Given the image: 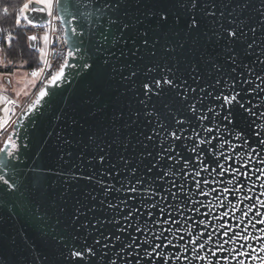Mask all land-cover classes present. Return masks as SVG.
Returning a JSON list of instances; mask_svg holds the SVG:
<instances>
[{
  "label": "water",
  "instance_id": "water-1",
  "mask_svg": "<svg viewBox=\"0 0 264 264\" xmlns=\"http://www.w3.org/2000/svg\"><path fill=\"white\" fill-rule=\"evenodd\" d=\"M64 2L69 5L67 19L72 20L69 25L60 23L68 51L73 50V42L78 36L66 29L76 27L77 33L83 31L84 44L76 58L67 57L65 77L55 85H48L46 90L50 94L29 110L37 100L40 88L33 93L0 146L3 148L8 136L12 137L17 145L15 155L20 157L12 163L17 165L16 172L22 173L18 177L19 192L8 191L0 182V264H110L112 260L116 264H146L142 258L143 249L147 247L151 251L156 243L162 245L157 251L165 259L154 258L151 264H241V261L243 264H264V252L260 251L264 247V239H261L264 232L260 231L264 224L256 223L264 219V215H257L264 214L261 206L264 201V171H261L264 169V145L259 143L264 139V116L260 115L264 113V66L254 64L255 57L244 56L240 45L235 46L240 60L243 65L253 67L252 74L239 63L226 62L224 43L206 35L211 21L204 18L200 10L189 7L188 11H195L203 21L199 32L190 33L186 26L189 15L185 11L188 0L183 4L181 0H119L123 7L118 13L108 11L105 0ZM231 2L237 0H218V3L229 5ZM252 2L258 7L261 0ZM161 9L168 17L166 24H160L159 18L151 14ZM71 14L76 18L73 19ZM250 14L256 15L254 10ZM117 15L122 22L132 26L126 30L127 35L135 36L137 31L148 30L150 40H159L153 62L161 66L178 65L181 73L189 65H198L199 85L212 92L211 97H205L202 106L197 102L196 115L186 106L174 105L182 112L180 118L186 120L183 135L175 141L173 158L160 160L157 157L159 163L150 173L147 172L149 160L141 159L145 150L138 143L143 139L138 135L139 131L149 126L143 115L139 120L136 117L138 111H143L139 103L143 99L139 94V81L143 76L135 83L121 77L122 70L125 76L128 75L125 64L135 60L133 66L142 67L143 63L149 62L147 50L143 51L146 59L141 62L137 57L120 58L117 46L113 49L116 58L105 64L106 53L96 47L98 33L106 31L110 17L115 19ZM39 17V23L46 19L43 14ZM0 35H3L1 28ZM28 43L33 45L32 49H37V40ZM165 45L175 48V52L167 53ZM210 58L222 65V70L211 67ZM85 59L92 67L85 69L81 66ZM234 67L235 72L232 71ZM257 72L261 79L256 78ZM217 80L219 84H216ZM245 80L248 83H244ZM189 84L197 86L190 79ZM236 92L240 93L237 100L245 108H252L257 115L252 116L235 104L226 106L234 115L225 130L223 125L227 121L214 117L209 108L219 111L218 105L222 101L215 99L217 94L233 95ZM200 115L208 119L200 120L197 118ZM208 128L212 131H206ZM241 129L244 130L243 136L237 139ZM257 131H261L259 137ZM89 135L105 141L102 146L106 148L109 161L117 166L116 169H110L107 163L103 168L96 166V179H103L105 185L117 190L105 193L95 180L89 183L72 179L74 173L83 171L87 174L92 170L88 163L91 160L89 152L95 149L85 147ZM201 140L204 143L201 144ZM108 143L112 144L111 148H107ZM148 150L155 151L151 147ZM68 151L72 152L71 157L66 155ZM4 155L0 153V157ZM121 156L128 159V169L123 166ZM133 167L136 169L134 175ZM162 170L169 174L158 179ZM137 179H143L144 183L136 185L135 193L118 191L122 184L130 187ZM88 192L97 197L96 201H85L95 208L96 216L107 219L116 216L125 223L122 216L133 211V217L128 221L132 224L129 231L140 244L139 249L121 252V242L113 241L117 245L115 248L96 246L98 254L95 257L86 256L83 261L70 257L71 251L81 249L85 243L93 246V239L99 238L91 225L87 229L80 227V223L88 224L90 220L95 223L93 213L81 217L79 223L69 219L75 201L83 199ZM101 200L105 201L103 212ZM123 200H127V206L120 203ZM107 202L118 205L119 214L108 209ZM61 207L67 211H59ZM137 227L141 231H134ZM113 231L115 228L111 225L104 228L105 233ZM224 232H228V236H223ZM233 233L247 235L249 239L242 240ZM123 235L127 237L128 234ZM158 236L161 239H156ZM192 240L197 244H191ZM226 240L228 243H224ZM122 242L126 244L128 240L122 239ZM199 243H206V249L200 250ZM218 245H222L221 250H217ZM209 249L216 251V255H212ZM103 252H107V258L102 256Z\"/></svg>",
  "mask_w": 264,
  "mask_h": 264
},
{
  "label": "snow or ice",
  "instance_id": "snow-or-ice-1",
  "mask_svg": "<svg viewBox=\"0 0 264 264\" xmlns=\"http://www.w3.org/2000/svg\"><path fill=\"white\" fill-rule=\"evenodd\" d=\"M184 0H181L183 4ZM105 6L108 11L115 10L116 13L119 12L120 8L123 5L120 4L119 0H105ZM189 7L193 10H200L201 15L210 20L209 32L206 33L209 39H215L217 42L224 43V54L225 61L230 62L232 65L243 66L248 69L249 74L251 75L253 72V67L249 65H243V62L240 60V53L237 52L235 46L240 45L243 48V54L246 57H255L254 64H260L264 66V0H261V3L257 7L252 0H237V2L231 4L227 3H218V0H188L187 5H185V11H188ZM255 11V17H253L250 13ZM103 11V9H100ZM4 12L7 13L8 9L5 8ZM30 13H34L37 15H30ZM39 14H43L46 19L43 23H39ZM69 13V5L64 2V0H28L19 8V14L16 17V27H21L22 21L25 22L27 26L31 28H51L53 21L69 25L72 23V20L67 19V15ZM153 16H157L159 18L160 24L167 23V15L163 14V9L158 12H152ZM73 19H75V14H71ZM127 15V12H125ZM189 22L187 23V28L190 33H197L201 30V24L203 23L201 16H198L195 11H188ZM139 19H137V23H139ZM257 26L259 27V33L257 32ZM83 27V26H81ZM132 27L127 22H122L120 17L117 15L115 19L110 17L109 19V27L106 31H100L99 42L96 44L97 50L106 53V57L104 60L105 64L111 62V59L116 58V52L113 50L117 46H119V57L127 58V56L137 57L141 62H144L146 57L143 54V51L147 50V57L149 58L148 63H143L141 66H133L136 64V61L133 60L131 63L125 64V68L128 69V75L125 76L123 74V70L121 71V77L124 80H128L130 82L135 83L136 79L140 76H143V79L139 81V94L143 97V99L139 100V103L143 106L142 112H137L136 117L139 120L140 116L143 115L144 121L149 126L146 130L139 131L138 135L143 139H139L138 143L145 150L142 154L141 159H148L149 166H147V172H152L154 168L157 167L159 160H163L165 157L171 160L172 153L175 151V141H179L183 135V126L186 122L185 119H181L180 115L182 112L180 109L174 107L175 104H181L186 106V108L196 115L197 113V102L202 106L205 97H211L212 92L208 89L201 87L198 83L199 67L198 65H189L187 69H185L184 73H181V69L178 65L169 66L167 64L161 66L158 63L153 62V59L156 56L155 48L159 44V40L157 39H149V32L145 30L144 32L137 31L135 36L127 35L126 30ZM115 28V31L112 29ZM55 31V29H52ZM6 31V35H0V43L4 45L3 48H0V51L5 52V59H7V51L11 49L12 41L17 39L12 31ZM66 31H71L74 35L78 36V39L73 42V50L67 52V57L76 58L78 54L81 53V46L84 44V32L81 31L77 33V28L72 27L70 29H66ZM27 41H36V35L26 36ZM43 41L45 45L49 42V36L47 31L43 36ZM67 42V41H66ZM129 43H131V47H129ZM29 47H33V45H29ZM165 51L169 54L175 52V48H171L167 45L164 46ZM41 54L43 55L44 49H39ZM57 56L62 55V53H57ZM9 64L12 63L11 60L7 61ZM45 63H47L45 61ZM210 65L213 68H217L222 70V65H219L215 59L210 58ZM68 66V59L64 58L63 62L59 65V70L51 74L44 81L43 87H40L39 92L37 94V100L33 101V103L29 106V110L31 108L40 103V99L48 96L50 92L47 89L48 85H55L58 81H61L65 77L64 69ZM75 66V65H73ZM83 68L88 69L92 67L87 60L85 59L81 65ZM50 67V65H49ZM232 71H236L235 67ZM44 72V68L34 69L31 72V76L33 78H39L41 74ZM257 79H261V74L257 72ZM189 79L193 84H196V87H192L189 84ZM244 83H248L247 80L243 81ZM264 82V81H262ZM220 81L217 80L216 84H219ZM214 90L215 86H211ZM259 87V85L257 86ZM235 88V84L233 83V90ZM264 91V89H262ZM191 93V97L189 96ZM240 95L239 92H236L233 95H227L224 93H219L215 96L216 100H221L222 102L218 105L219 111L214 108H209V111L213 113L214 117H219L220 121H227V124L223 125L225 130H227L228 125L232 123V117L234 112L228 109L226 106H234L238 105L241 109H244L250 115H257L256 112L252 110V108H245L243 103L237 100V97ZM191 99V103L189 100ZM156 102H153V101ZM0 102L5 104L2 111L5 114L3 119H0V130L4 129L9 123V113L11 105L15 104V101L9 99L7 96L0 98ZM261 116H264V113H260ZM200 120L208 119L205 115H200L197 117ZM259 128V125H257ZM219 130V129H217ZM206 131L211 132L212 129L208 128ZM244 130L241 129L236 138L240 139L243 136ZM256 135L259 137L261 135V131H257ZM88 143L85 145L88 149H95L94 152H89L91 156V160H89V166L92 168L90 172L84 174L83 171H80L79 174L74 173L72 179L77 182L80 180L87 181L89 183L95 180V183L99 185L105 193H109L113 190L111 185H105L103 179H96L98 173L96 171V166L103 168L105 164H108L110 169H116V164H112L109 161L108 153L106 152L105 141L98 136L89 135ZM187 139V137H185ZM246 142V141H245ZM65 143L70 144V141H65ZM200 143H204L203 140ZM260 144L264 145V139L259 141ZM107 148H111L112 144L108 143ZM26 147V145H25ZM152 148L155 151H149V148ZM17 145L12 141V137L8 136L7 141L5 142V146L0 148V153H4L5 155L0 157V182L3 185L7 186V190L10 192H19L21 187L19 186L18 177L22 175V173L16 172L17 165L12 163V160H19L20 157L15 155V150ZM126 150V147H125ZM196 151L195 148L192 149ZM68 157L72 156V152L68 151L66 153ZM11 158V159H9ZM83 159V157H81ZM63 159V157H61ZM120 160L123 163L125 169H128L129 161L126 157L121 156ZM187 161H185V164ZM264 163V161H262ZM133 175L135 174L136 169L131 168ZM239 171V169L237 170ZM261 171H264L262 169ZM11 173V174H10ZM110 174V173H109ZM169 174L168 171L162 170V173L158 175V179H163L164 176ZM243 175V173H241ZM199 175V173H197ZM231 182V181H230ZM143 179H137L135 184H131L130 187H125L123 184L119 190H123L126 192L135 193L137 191L136 185L143 184ZM207 183V181H205ZM2 191V189H0ZM227 191V189H225ZM96 201L97 197L92 195L90 192L85 193L83 199H77L75 201V205L72 211L69 213V219L73 223H79L81 221V217H86L89 213H93L92 220L95 221L93 224L90 220L88 224L80 223V227L82 229H87L89 225L93 231H95L99 238L93 239V246L85 245L76 251L70 252V257L79 258L81 261L88 257L97 256L96 246H100L103 249H107L109 246L115 248L117 245L113 243V241L121 242L120 249L123 252L125 249H139L140 244L137 243L135 237L132 236V233L129 229H132V224L128 223L130 218L133 217V211L129 210L126 214L122 216V220L125 223L121 222V219H117L116 216H113L111 219L102 218L100 216H96L95 208L89 206L85 201L88 200ZM127 206V200H123L120 202ZM105 205V201H100L101 211L103 212V208ZM261 206L264 207V201H261ZM155 207V205H152ZM249 207H252L251 205ZM107 208L111 210H116L119 214L118 205H115L111 202H107ZM61 212H66L67 209L61 207L59 209ZM227 215V213H225ZM245 216L248 215L247 212L244 213ZM257 215H264L262 213H257ZM59 223V221H57ZM256 223L264 224V219H260L256 221ZM108 225H111L115 228V231L110 234L104 232V228ZM134 231H141L139 227L135 228ZM260 231L264 232V228H261ZM119 233V234H118ZM124 233H127V237H124ZM234 236H238L240 239L247 241L249 237L247 235H241L240 233H233ZM223 236H228V232H224ZM122 239H127L128 243H123ZM156 239H161V237H156ZM183 239V237H181ZM264 239V238H261ZM208 240L211 241V235L208 236ZM102 241L104 243H102ZM191 244H197L196 240L190 241ZM224 243H228V241H224ZM162 247L161 244L156 243L152 246L151 251L148 250L147 247L143 249V259L146 264H151L154 258H161L160 253L157 251ZM200 250L206 249V243H199L198 245ZM243 247V245H242ZM249 248L252 246L249 244ZM222 245L217 246V250H221ZM255 251V249H252ZM212 255H216V251L208 250ZM260 251L264 252V247L260 249ZM240 255L247 256L249 253H239ZM102 256L107 258V252H103ZM137 257L139 258V252H137ZM179 259V257H176ZM199 259H204V257H197ZM259 257H253V259H257ZM165 258H161L163 261ZM227 259V257H225ZM110 264H116L115 260H112ZM243 264V261H241Z\"/></svg>",
  "mask_w": 264,
  "mask_h": 264
},
{
  "label": "built area",
  "instance_id": "built-area-1",
  "mask_svg": "<svg viewBox=\"0 0 264 264\" xmlns=\"http://www.w3.org/2000/svg\"><path fill=\"white\" fill-rule=\"evenodd\" d=\"M28 2V0H26ZM4 12V9H3ZM28 36L29 35H36L37 37L41 35L42 33L46 32L49 36V42L46 45V50L44 52L43 57L41 58L39 64L37 66L29 67L27 69L28 74L31 75V72L34 69L38 68H44V72L41 74V76L37 79H35V90L39 89L43 85V81L49 77L51 74L56 72V70L59 68L60 63L63 62L64 58H67V52L68 48L66 45L65 37L63 29L59 22L53 21L52 27L45 29V28H31L30 26H27L25 22L22 21L21 27H20ZM55 29L53 31L52 29ZM37 50V49H36ZM62 53V55L57 56V53ZM45 61L47 63H45ZM50 65V67H49ZM35 90L26 98L23 100V102L18 103L15 101L11 95L5 94L0 92V95L2 97L7 96L9 99L15 101L14 105L9 106L10 107V119L8 125L0 130V137L4 135L6 132L11 128V125L13 121L15 120L16 116L20 113V111L25 107V105L28 103V101L31 99L33 93ZM3 107H5V104L0 102V119L3 117Z\"/></svg>",
  "mask_w": 264,
  "mask_h": 264
},
{
  "label": "trees",
  "instance_id": "trees-1",
  "mask_svg": "<svg viewBox=\"0 0 264 264\" xmlns=\"http://www.w3.org/2000/svg\"><path fill=\"white\" fill-rule=\"evenodd\" d=\"M25 0H0V28L3 35L6 31H12L17 39L12 41L11 49L7 51V59L11 60L10 66H14L18 61L26 63L27 68L37 66L40 62V55L36 49L29 47L26 39L28 36L20 27H16V17L19 13V8L24 4ZM7 8L8 12H3ZM4 45L1 43L0 48ZM5 57V52L2 51ZM7 132L3 135L5 137Z\"/></svg>",
  "mask_w": 264,
  "mask_h": 264
},
{
  "label": "rangeland",
  "instance_id": "rangeland-1",
  "mask_svg": "<svg viewBox=\"0 0 264 264\" xmlns=\"http://www.w3.org/2000/svg\"><path fill=\"white\" fill-rule=\"evenodd\" d=\"M44 34L45 32L42 33L40 36L41 48L43 49H45V43L43 41ZM0 53L2 54V51H0ZM43 55L40 54V60ZM5 62L6 63H4L0 57V92L9 94V95L12 94L13 97L16 98L17 100L21 96L17 102L18 103L23 102V100L26 99L30 95L28 91L30 90L36 78H33L30 74H28L27 72L28 68L26 66V63H24L23 61L22 62L18 61L12 68L8 64L7 60H5ZM8 78H11V83L13 85L12 88L10 89L7 88L6 79ZM0 98H2L1 95H0ZM4 115L5 114L3 113V117ZM10 115L11 114L9 113V116ZM3 117L1 119H3ZM5 138H6V135L5 137L3 135L0 137V146Z\"/></svg>",
  "mask_w": 264,
  "mask_h": 264
},
{
  "label": "crops",
  "instance_id": "crops-1",
  "mask_svg": "<svg viewBox=\"0 0 264 264\" xmlns=\"http://www.w3.org/2000/svg\"><path fill=\"white\" fill-rule=\"evenodd\" d=\"M40 36L41 35H39L38 37H37V42H38V47H37V51L39 52V55L41 54V52L39 51V49H41V40H40ZM45 50H46V45H45V49H44V52H45ZM1 54V53H0ZM44 54V53H43ZM42 55V54H41ZM0 57H1V60L4 62V63H6L5 62V58H4V56H3V54H1L0 55ZM43 57V56H42ZM8 61V60H7ZM9 64V63H8ZM10 65V64H9ZM11 68H12V66H10ZM7 80V88L8 89H10V88H12V83H11V78H8V79H6ZM34 88H35V80H34V83H33V85L31 86V88H30V90L28 91V93L29 94H31L32 92H33V90H34ZM11 95V97L15 100V101H18L19 99H20V97L18 98V100L16 99V98H14L13 97V95L12 94H10Z\"/></svg>",
  "mask_w": 264,
  "mask_h": 264
}]
</instances>
